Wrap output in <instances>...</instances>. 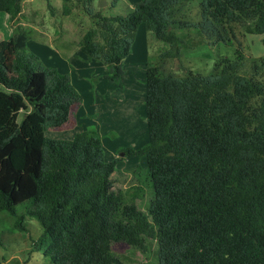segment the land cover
Wrapping results in <instances>:
<instances>
[{"label":"trees","instance_id":"1","mask_svg":"<svg viewBox=\"0 0 264 264\" xmlns=\"http://www.w3.org/2000/svg\"><path fill=\"white\" fill-rule=\"evenodd\" d=\"M180 2L141 0L123 16L95 15V29L79 42L118 89L139 26L167 44L160 62L180 58L177 29L194 26L212 43L236 46L235 60L224 59L212 75L163 74L146 63L147 144L120 150L145 159L146 210L134 203L121 209L122 192L113 187L120 157L104 159L96 132L46 136L69 123L81 102L69 75L27 52L23 30L0 42V132L24 111L0 142V212L15 216L17 206H30L48 263L121 264L113 244L145 253L152 239L157 264H264V83L256 69L239 72L244 57L235 33L236 25L264 33V0H201L196 24L172 17ZM21 4L0 0V12L14 17ZM142 191L134 187L132 199ZM120 210L124 219L116 220ZM13 225L22 230V216Z\"/></svg>","mask_w":264,"mask_h":264},{"label":"rangeland","instance_id":"2","mask_svg":"<svg viewBox=\"0 0 264 264\" xmlns=\"http://www.w3.org/2000/svg\"><path fill=\"white\" fill-rule=\"evenodd\" d=\"M140 1L22 0L18 15L11 17L0 12V42L23 30L28 35L27 52L37 55L44 67L55 68L60 73L68 74L69 78L72 77V85L74 84L82 96L79 103L80 114L77 115L81 125L84 124L82 120L97 118L99 125L92 122L90 124L94 128H101L100 134L104 136L109 130V125L115 124L113 131L115 138H118H113V134L103 137V156L106 161L109 160L108 151L118 144L124 145L123 142H127L125 145L137 146L138 149L147 144L144 110L146 63L158 64L163 74L184 76L190 72L212 75L216 71L215 68H220L224 59L235 60V45L212 43L203 37L198 28L192 26L175 30L176 36L181 40L180 58H167L160 62V53L168 48L167 44L155 39L143 26H139L132 43V52L122 61L125 73L121 77L123 87L120 90H123V94L120 99L107 90L102 82L95 89L96 80L84 77H88L91 69H80L73 63L74 55L79 53L80 40L85 32L95 29V15L105 18L123 16ZM200 2L201 0H181L174 8L172 17L196 24L200 20ZM235 33L242 43L244 57L239 72L250 75L256 69V78L264 83V33L248 34L238 25L235 26ZM91 72L96 74L99 71L92 69ZM79 75L82 76V81L78 79ZM106 83L108 85L109 82ZM109 97L120 100L116 105L119 109L112 114L108 107L102 109L97 116L90 113L96 105L94 100L100 101ZM106 101L108 102L107 99ZM84 112L89 115L84 116ZM23 115L24 111H21L16 118L10 120L6 130L0 132V142L18 126ZM68 124L61 128H50L45 134L48 137H60L62 131L71 128ZM122 149L121 147L115 150L120 157V164H116L117 172L113 183V187L122 192L121 209L124 205L134 203L138 208L146 210L152 198V189L145 159L138 155L123 156L122 151L120 152ZM139 185L142 187V194L137 199H132L130 193ZM29 207L17 206L15 216L0 212V264H50L43 257L42 250L37 249L42 228L39 222L28 214ZM19 216H22V230L13 225L15 218ZM114 218L124 219L121 210ZM146 244L147 251L143 253L124 243H116L112 245V253L121 264H157V242L147 239Z\"/></svg>","mask_w":264,"mask_h":264},{"label":"crops","instance_id":"3","mask_svg":"<svg viewBox=\"0 0 264 264\" xmlns=\"http://www.w3.org/2000/svg\"><path fill=\"white\" fill-rule=\"evenodd\" d=\"M133 46V45H132ZM132 52V47H131V50H130V52H129V54L126 56V57H124L123 59H122V61L123 60H125L129 55H130V53ZM83 55V56H82ZM78 57V58H77ZM122 61H121V63H122ZM75 62V63H74ZM73 63L77 66V67H79L80 69H82V68H87V69H91L90 70V73H89V75H88V77L85 75L84 77H86V78H88V79H92V80H96V85H95V89L96 88H98V85L100 84V82H102L101 84H103V86L107 89V90H109V91H111L114 95H116L117 97H119V99H120V97H121V95L123 94V90H120V89H117L113 84H111V83H108V85H107V81L103 78L104 77V75L105 74H107V67L102 63V61H100L99 59H95V58H91V59H89L81 50H80V48H79V53L77 54H75L74 55V60H73ZM98 68H100V69H98ZM106 68V69H105ZM92 69H96V71H99L98 73H94L93 74V72H91L92 71ZM91 74V75H90ZM123 77V76H122ZM70 80H71V83H73V80H72V77L70 76ZM78 79L79 80H81L82 81V76L81 75H79L78 76ZM97 82H99L98 84H97ZM85 83V82H84ZM73 86H74V84H73ZM74 88L77 90V88L74 86ZM78 91V90H77ZM82 97V96H81ZM106 99L108 100V102L106 101ZM116 98H111V97H109V98H105V99H103V100H100V101H98V100H94L95 101V103H96V105H95V107L93 108V110H92V112H90L91 114H94V116H97L98 114H100V112H101V110L102 109H105L106 107H108L109 108V112H110V114H112V113H114L117 109H119V108H117V106L116 105H118V101H120V100H118V99H116ZM111 101H113L111 104L109 103V102H111ZM117 101V102H116ZM142 102V101H141ZM144 102H145V96H144ZM98 105V106H97ZM79 106L80 105H78V106H76L75 108H74V110H73V112L72 113H74V116H72L71 117V123L69 122V126L71 127V128H69V129H67V130H65V131H62L61 132V135H60V137H55V138H59V139H66V140H70V139H72L73 137H74V135L77 133V132H80V131H84V130H90V131H93V132H96V134L100 137V139H101V142H102V146H103V152H105V147H104V142H103V137H105L106 135H110V134H113V138H115L116 137V134L114 133V131H113V129H115V124H111V125H109V130H112V131H109V130H107L106 132H105V134H104V136H103V134L101 135L100 134V129H97V128H94V126L92 125V124H90V122H92L93 124L95 123V124H100L99 123V121L97 120V118H93V119H89V120H82V123H84V124H80L79 123V121H78V119H77V115H79L80 114V110H79ZM76 110V111H75ZM83 114V113H82ZM86 114H88V112L86 113ZM86 114H85V112H84V116H86ZM89 115V114H88ZM87 115V116H88ZM84 126V127H83ZM86 127H88V128H86ZM53 138V137H52ZM118 138V137H117ZM117 138H115V139H117ZM124 143V145L123 144H121V145H116L115 147H114V149L112 150L111 149V151H108L107 149V151L109 152V160H107V161H110L111 159H113V158H115V157H117L118 156V154L115 152V150H118L119 148H126V147H131V148H133V149H138L139 147H137V146H131L130 144H128V145H125V143H127V142H123ZM116 153V154H115ZM119 157V156H118ZM121 162V161H120ZM120 163L118 162L117 163V165H119ZM125 165H127V164H125ZM118 168H119V166H118ZM116 169H117V166H116Z\"/></svg>","mask_w":264,"mask_h":264}]
</instances>
